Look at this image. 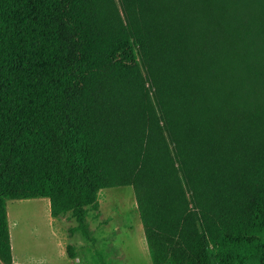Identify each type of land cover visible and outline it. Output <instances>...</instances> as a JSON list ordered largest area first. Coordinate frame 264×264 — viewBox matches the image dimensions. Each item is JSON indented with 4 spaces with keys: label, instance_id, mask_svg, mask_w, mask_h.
<instances>
[{
    "label": "trees",
    "instance_id": "obj_1",
    "mask_svg": "<svg viewBox=\"0 0 264 264\" xmlns=\"http://www.w3.org/2000/svg\"><path fill=\"white\" fill-rule=\"evenodd\" d=\"M125 186L153 264H264V0H0V264Z\"/></svg>",
    "mask_w": 264,
    "mask_h": 264
},
{
    "label": "rangeland",
    "instance_id": "obj_2",
    "mask_svg": "<svg viewBox=\"0 0 264 264\" xmlns=\"http://www.w3.org/2000/svg\"><path fill=\"white\" fill-rule=\"evenodd\" d=\"M100 213L89 212L94 245L82 232L70 235L77 222L71 215L52 221L48 199L8 200L10 235L16 258L38 264H153L131 186L103 190ZM76 249L71 259L60 246L63 238Z\"/></svg>",
    "mask_w": 264,
    "mask_h": 264
},
{
    "label": "crops",
    "instance_id": "obj_3",
    "mask_svg": "<svg viewBox=\"0 0 264 264\" xmlns=\"http://www.w3.org/2000/svg\"><path fill=\"white\" fill-rule=\"evenodd\" d=\"M102 192H103V190L100 192L99 197H100V195L102 194ZM48 200H49V199H48ZM99 200H100V199H99ZM48 202H50V201H48ZM49 204H50V203H49ZM50 214H51V213H50ZM56 219H57V218H53L52 221H53V220H56ZM9 225H10V229H11V224L9 223ZM11 243H12V239H11ZM59 244H60V246L63 247V252H64V253H67V241H66V238H65V237L63 238L62 242H60ZM12 251H13V259H14V262H15L16 264H26V263L23 262V260H21V257L16 258V255H15V253H14V247H13V245H12ZM75 259H76V258H75ZM50 263H51V260L48 259V258H43L40 262H38V264H50Z\"/></svg>",
    "mask_w": 264,
    "mask_h": 264
}]
</instances>
